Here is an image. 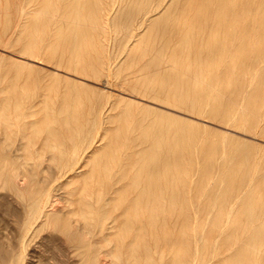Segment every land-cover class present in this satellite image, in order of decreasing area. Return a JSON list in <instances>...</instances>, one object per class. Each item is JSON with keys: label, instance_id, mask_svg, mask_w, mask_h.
<instances>
[{"label": "bare ground", "instance_id": "6f19581e", "mask_svg": "<svg viewBox=\"0 0 264 264\" xmlns=\"http://www.w3.org/2000/svg\"><path fill=\"white\" fill-rule=\"evenodd\" d=\"M13 6L18 23L0 5V45L21 58L75 77L104 75L130 96L264 139V0ZM4 59L0 191H9L22 220L17 246L0 248V264H24L29 243L41 238L27 237L37 219L36 230L50 226L81 264H264V151L227 135L203 143L206 128L147 107L120 115L114 132V104L92 98L81 82L52 70L46 76L55 83L45 85L42 70L15 61L25 72L8 73ZM208 148L221 155L199 160ZM62 175L68 180L59 210L49 206V183Z\"/></svg>", "mask_w": 264, "mask_h": 264}, {"label": "rangeland", "instance_id": "374dc122", "mask_svg": "<svg viewBox=\"0 0 264 264\" xmlns=\"http://www.w3.org/2000/svg\"><path fill=\"white\" fill-rule=\"evenodd\" d=\"M16 2H17V0H2L0 2V5L4 8L3 9L4 13L10 14L12 16L14 15L13 23H18V21H19V17L17 16V14H15L16 13L15 6H13V3L15 4ZM7 3L9 5V7H6ZM146 31L143 30L142 32H146ZM114 38H115V34H114L113 31L108 32L106 34V39H107L106 43H107L108 50L110 52H112V50L114 48V46H113L115 44L114 43V41H115ZM2 45H0V59H1V57H5L6 58V59H4L6 61V64L2 67L3 71H6L8 73H23V72H25V70L22 69V67L20 65H17L14 62L15 61H19V62L26 61V62L29 63V65H31V67L37 68L40 71L42 70L40 72L41 73L40 76H42V78H45V81H46V82L44 81L45 85H52V84L55 83V82H53L54 81L53 78H50V77L46 76L47 72H51L53 70L52 67L48 63L42 62L43 64H40L39 61H38V63H36L35 60H28V59L26 60L23 57L21 58L18 53H17L18 55L16 53H13L15 51L9 49V47L8 48H7V46L3 47ZM117 60L118 59H116V61ZM45 63L48 64V66L44 65ZM62 70L63 69H59V70L56 71L54 69L52 72L56 73L57 75L60 74V76H62V77H67V79H70L72 81L81 82L82 84L85 85L84 88H86V91H88L87 94H90V96L92 98H94V99L102 98V100H104V101L108 100V102H109L108 104H110L111 106L114 104L113 108L108 109V110H114L113 111L114 112V116L116 117L114 120H112L111 123H109L110 126L113 128L114 132L116 131V129L120 125V123L118 124L117 121H116L120 117V115L122 116L124 113L134 114V112L138 111L136 108H145V107H147V108L150 109L149 111H151V112L152 111H154V112L157 111V112H162V113L170 115V116L173 115V116H175V117H177V118H179V119H181V120H183L185 122H189L190 121V122H193L194 124H196V125H198V126H200L202 128H206L207 133L204 134L203 137L201 138L203 143H207L208 141H217V142H219L223 135H225V136L227 135V136L231 137L233 140L240 141V142H246V143H248L250 145H255L260 150L259 153H261L263 155L264 139L260 138L259 136H254V135L249 134V133H247L245 131L243 132L242 130H240L239 128H237L235 126H224L222 124L220 125V123H218L216 121H213V120H210V119L206 120L204 117L196 116V115H194L192 113H188L187 114L186 112L184 113V111L181 112L179 109L176 110L177 108L173 107L175 105H168V104L163 103V105H164L163 106L159 102H157V104L155 102L151 103L148 99L142 98V97L137 96L135 94L130 96V94H128L127 91L123 92L122 89L119 88L118 86L110 84L109 83V79L106 76H104V75H99L98 76L99 78L97 77L98 79L97 78H86L85 79L84 77H82V76L80 77L79 75L78 76L76 75V77H75L73 73H70V75H68V73H66L65 71H62ZM48 78H50V80ZM69 91H71V89H69ZM108 96H110V97H108ZM119 99H120V101H118ZM122 99L130 102L131 105L128 106V107L124 106L123 105L124 101ZM118 102H120V106H119ZM136 103H137V105H136ZM117 104H118V106H117ZM40 106H41V102L37 103L35 108H39ZM166 107H168V108H166ZM37 114H41V113H37ZM122 118L123 117H121V119ZM152 118H155V117H152ZM147 126L148 125H143L141 127L142 128H146ZM121 128H122V123H121ZM220 155H221V151H219V150L214 151L213 148H208V150H205L204 154L199 158V160H207V161L209 159L213 160V159L218 158ZM43 164L45 165V162ZM25 165L27 166V164H25ZM62 176L64 177V179H63V177H60L61 179H59V183L56 182L54 184V181H55L54 178H53V180L51 179V181H50L52 183H49V184H51V187H52V192H51V196H50L49 206H50V204H51L52 207H55V208H56V206H59V210H63L62 207H65V199L62 196H63V193L66 191L64 189V183L68 180L66 178V176H64V175H62ZM82 177H81V179H82ZM55 178H57V177H55ZM56 181H57V179H56ZM73 183H75V182H73ZM52 184H54V185H52ZM58 184H60L61 186L63 185V188L61 189L60 185H59L60 187L57 186ZM2 189H4V188H2ZM57 189H59V190L57 191ZM3 192L4 191L2 190V194H1V191H0V194H1L0 197H2V200H3V198L5 199V206L4 207H0V223H1L0 224V231L1 232L5 231V234H4V232L3 233L0 232L1 233L0 234V248H3V246H4L5 249L9 248V247L11 248L10 244L12 245V248H16V246H17V244H16L17 240L16 239L19 238V234L17 233V232H19V230H18L19 225H17V224H19L21 222V220H22V218H21L22 214H21V209H20L21 207L18 204H16V203H15V205L17 207L19 206L18 208L15 205H13V203L15 201H13L14 198L11 197L12 195L9 193V191L5 190V192H4L5 194ZM76 192H77V190L73 191V193H76ZM8 193L11 196H9ZM5 195H6V197H5ZM8 196L11 197V198H9ZM8 200L13 201V202L10 203V201H8ZM12 206H13V208H12ZM128 212H129V209L126 206V214ZM192 215L193 216H197L198 212L196 214L193 213ZM2 221H3V223H2ZM13 223H14L15 227H14ZM34 223H35V225H34L35 227L34 228H36V229L38 228L39 229V227H40V224H39L40 223V219H37ZM36 223H38V224H36ZM11 227L12 228L14 227L15 229L14 228L10 229ZM49 227L50 226L46 225V228L41 230V231H39V232L36 229H35L36 231L35 230L34 231L33 230L29 231V233L27 234V237H28L29 241L31 239V236L37 237L36 234L38 235V237H41V238L38 239L39 241L36 240V238H35L34 242H30V243L28 242L30 244V246L28 245V247H27L28 251H26V257L23 260L24 264H29V263L30 264H34V263L35 264L36 263L39 264L40 262H41L40 264H55V263L57 264L58 262H59V264H76V262L74 263V261H77V264H81V262H80L81 260H78L79 257L77 256L74 248H72L71 246H69L66 243L61 242V240H58V239H60L59 236H56L52 232L51 228H49ZM9 231L11 232V234L9 233ZM30 232H32V233H30ZM45 233H46V235H45ZM6 237H7L8 240L5 239ZM15 237H16V239H15ZM33 238H32V241H33ZM3 239H5V241H7L6 242L7 244L5 243V241ZM214 240L219 243V242H221L223 240V238H222V236L217 235V236L214 237ZM12 243L15 244V245H13ZM45 243L48 244L50 247L48 245H45ZM34 246H36V248ZM33 247L36 250L34 253H33V251H34ZM46 247H49L48 250H50V248H52L50 250V252L47 251ZM226 247H229V246L225 245V246H221V247H216V249L218 250V248H226ZM53 248H55V249H53ZM37 250H40V251H37ZM53 250H55V251H53ZM44 253H46V254H44ZM46 255H48L47 256L48 258L46 257ZM39 256H42V257H39ZM73 256H74V258H73ZM49 257H51L52 259L49 258ZM42 258H43V260H42ZM45 258L47 260H45ZM53 258L56 259L55 263L53 262L54 261ZM103 258L101 257V261L103 260ZM37 259H38L39 262H36ZM72 259H74V260L72 261ZM34 260H35V262H34ZM44 260H45V262H44ZM42 261H43V263H42ZM46 261H48V262H46ZM106 262H108V259L105 261V263L102 261L103 264H107Z\"/></svg>", "mask_w": 264, "mask_h": 264}]
</instances>
